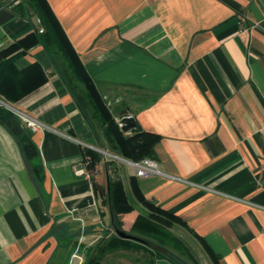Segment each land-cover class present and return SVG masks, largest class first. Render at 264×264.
Instances as JSON below:
<instances>
[{"label":"crops","instance_id":"0c3cea01","mask_svg":"<svg viewBox=\"0 0 264 264\" xmlns=\"http://www.w3.org/2000/svg\"><path fill=\"white\" fill-rule=\"evenodd\" d=\"M46 2L116 125L128 114L159 137L149 159L163 175L85 157V146L103 149L106 127L66 92L41 45L26 50L5 66L0 92L46 127L26 129L41 181L0 121V264H84L116 235L110 184L126 199V234L146 237L151 225L162 252L190 250L197 264H264V0ZM0 10L13 15L0 24L2 63L22 53L37 16L25 0Z\"/></svg>","mask_w":264,"mask_h":264},{"label":"trees","instance_id":"16d2710c","mask_svg":"<svg viewBox=\"0 0 264 264\" xmlns=\"http://www.w3.org/2000/svg\"><path fill=\"white\" fill-rule=\"evenodd\" d=\"M33 10L34 14L37 16V20L40 22V26L43 28V34H38L37 29L32 33L26 35L22 39L18 41V43L22 46V53L17 54L15 57L7 60L5 62L0 63V75L3 74V70L5 66L8 65L10 61L20 57L23 52L29 50L32 47L37 45H41L46 54L48 55L53 70L57 74L61 84L66 89V92L71 95L74 102L78 105V107L82 110L81 104L83 102L81 98H79L75 92V87L71 84L74 80L77 81L78 84L83 85L86 92V99L90 102L95 112L97 113L101 123L106 127V134L108 136V140L111 143V148L116 150L119 154H122L125 158L129 159L130 154L128 153V139L125 134L118 128V126L114 123L113 118L110 116V113L104 107L101 97L97 93L95 87L93 86L90 78L88 77L85 69L81 65L76 53L72 49L68 39L66 38L64 32L62 31L58 21L56 20L54 14L49 8L46 0H25ZM13 15L7 10H0V24L10 20ZM63 66L61 68L60 66ZM35 68V66H32ZM10 101H16V98H10ZM0 100L9 102L8 99L2 96L0 92ZM0 121L6 124L11 132L14 134L16 139L18 140L24 158L27 162L33 164V169L36 171V179L41 181V177L39 176V166L35 165L36 158L38 155L37 148L31 139V135L28 130L23 128L19 121L12 116L10 113L0 108ZM134 138L142 139L139 146L136 150L142 151L143 155L140 159L149 158L150 157V148L151 146L159 139V137L152 136L150 134L144 133L141 128L136 124V128L133 131ZM95 155L92 151H86V156ZM136 161V160H133ZM109 199L111 200L112 208H113V229L114 231H122L119 225L117 216L119 211H124L122 206H126V199L121 191V189H112L110 184L109 187ZM121 206L120 210L117 209V206ZM148 236L146 237H138L145 241V244H141L136 242L134 246L143 248L145 250L151 251V259L146 261L144 264H154V260L158 258H165L174 264H178L175 259L172 258V255L165 252H162V248H159L158 245L155 244L153 235L158 233L156 228H153L149 225L147 230ZM161 234L165 235V233ZM130 240H123L116 235L109 241H99L96 246L88 252V255L85 258L84 264H102L104 257L112 253L116 250L124 248V245H129ZM159 243L161 241L156 240Z\"/></svg>","mask_w":264,"mask_h":264},{"label":"rangeland","instance_id":"374dc122","mask_svg":"<svg viewBox=\"0 0 264 264\" xmlns=\"http://www.w3.org/2000/svg\"><path fill=\"white\" fill-rule=\"evenodd\" d=\"M60 66L61 68H63L61 63H60ZM71 84L75 87V92H78L80 94L85 105L89 107L88 106L89 104H87V99L85 97L86 92H85V88L83 87V85H79L76 80H74ZM79 88H81V91L79 90ZM93 115L95 114L93 113ZM115 115H116L115 112L110 113V116L113 118V121L116 124L115 117H114ZM94 120L96 124L100 126V120L98 119V117L94 116ZM103 135H104L103 136L104 143L102 145L103 150L113 152L117 154L118 156L125 158L122 154H119L116 150H113L111 148V143L109 142V140H107V136H105L104 130H103ZM125 136L128 139L127 149H128V153L130 154L129 159L127 158L125 159L127 160L140 159L143 153L142 151L136 150V148L139 146V144H141L140 142L142 141V139L140 140L135 139L132 133H127ZM164 237L166 238V241H168L171 245H174V241L173 239H171L170 235L166 234V236ZM129 242H130L129 244H133V245L136 243L135 241H129ZM131 246H129L128 248H122V249H119L112 253L107 254L104 257L102 264H137L141 262L143 259H145V262L149 260L150 257L147 251L145 252L143 251V254H145L143 257L142 251L133 249ZM172 258L175 259L178 264H197L190 250L188 252L186 251L184 253L183 252L179 253L178 256H172Z\"/></svg>","mask_w":264,"mask_h":264},{"label":"built area","instance_id":"2783aa9c","mask_svg":"<svg viewBox=\"0 0 264 264\" xmlns=\"http://www.w3.org/2000/svg\"><path fill=\"white\" fill-rule=\"evenodd\" d=\"M37 32H38V34H43V28L40 26V22L38 20H37ZM0 108L5 110L6 112L10 113L12 116H14L19 121L20 125L25 129L32 130V131H42L46 128L41 122H39L35 118L29 116L28 114H26L25 112H23L19 108H16L12 105H9L8 103H6L2 100H0ZM117 124L119 127L121 126L119 119L117 121ZM85 147H87L90 151L94 152L95 154L101 156L106 164L122 163V164L128 165L132 169L134 176L136 178H144V177H148V176H162L163 175L160 172V170L158 169L156 162L153 161L152 159L144 158V159L136 160V161L127 160L125 158H122V157H120L114 153L108 152V151L103 150L101 148L90 147V146H85ZM82 164H83L82 165L83 169L80 171V173L83 174L86 165H85V162H82ZM166 177H168V176H166ZM171 179L183 182L185 184L196 187V188L201 189V190L206 191V192L215 193V192H213L207 188H204L203 186L191 184L189 182L179 180L176 178H171Z\"/></svg>","mask_w":264,"mask_h":264},{"label":"water","instance_id":"95a60500","mask_svg":"<svg viewBox=\"0 0 264 264\" xmlns=\"http://www.w3.org/2000/svg\"><path fill=\"white\" fill-rule=\"evenodd\" d=\"M119 120H120V125H121L120 126V130L123 133H127V132H130V131H133L136 128V124H135L134 118L132 116L128 115V114H124V115L119 116ZM115 234L119 238H121L123 240L135 241V242H138V243H141V244H145L146 243L142 239L137 238L135 236H131L129 234H126L123 231L116 230Z\"/></svg>","mask_w":264,"mask_h":264}]
</instances>
